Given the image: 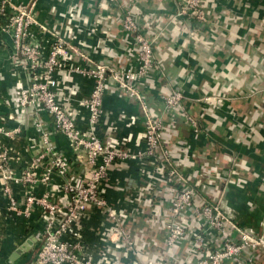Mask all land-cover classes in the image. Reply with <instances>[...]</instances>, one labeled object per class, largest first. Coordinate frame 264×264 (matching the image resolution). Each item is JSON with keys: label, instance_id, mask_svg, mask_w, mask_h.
<instances>
[{"label": "built area", "instance_id": "2783aa9c", "mask_svg": "<svg viewBox=\"0 0 264 264\" xmlns=\"http://www.w3.org/2000/svg\"><path fill=\"white\" fill-rule=\"evenodd\" d=\"M36 1L15 4L12 0H0V39L10 36V62L20 66L27 77L26 85L17 87L15 108L20 112L28 106L32 108L31 124L40 139L35 161L46 160L41 174L27 169L15 175L4 164V157H0L2 191L9 208L28 218L38 209L42 223L34 254L22 264H119L123 258L129 264H260L264 255V220L257 227L240 226L226 196L229 190L244 189L250 183L247 157H239L228 148L225 153L213 148L209 154L195 155L188 137L182 138L176 156L170 157L164 151L163 161L158 157L165 121L149 105L148 94L155 96L165 109L177 110L186 125L184 134L198 139L207 132L200 126L199 118L185 109L182 89L164 83V73L154 58V37L144 34L136 11L131 8L122 12L121 52L126 63L120 64L108 61L109 58L99 61L92 46L80 40L77 45L71 43L69 33L78 35L71 17L53 26L37 22ZM204 1L176 0L170 18L181 23L206 24L210 18ZM206 1L216 4V0ZM32 29L49 41L44 49L40 43H34ZM203 43L210 41L204 39ZM61 72L91 79L89 93L82 96L79 89H65L60 84ZM111 86L139 106L143 134L141 144L134 149L108 144L99 135L102 101L112 91ZM164 86L168 87L166 92L161 91ZM225 96L213 91L198 98L202 114L209 116L211 110L225 115L234 113ZM260 108L264 113V106ZM42 113L50 119L44 120ZM237 124L242 127V123ZM16 132L18 128L0 127V135L12 136ZM53 134L66 139L80 172H75L71 161L50 142ZM263 139L259 136V141ZM196 157L211 161V169L194 162ZM129 160L139 165L141 173L151 172L175 190L174 195L164 193L158 200L162 202L159 220L143 215L147 228L140 229L138 240L126 225L128 210L121 213L114 208L103 185L111 179L110 173L117 164ZM186 162L190 172L186 171ZM256 179L263 183L264 173ZM39 183H50V187L38 193L35 187ZM12 184L26 187L19 203L12 193ZM196 194L200 200H196ZM154 199L148 192L147 202L157 203ZM94 212L103 216L102 241L106 249L120 251V257L100 254L82 238V222ZM136 221L137 215L134 224ZM144 248L153 252V258ZM176 248H183V253L176 255Z\"/></svg>", "mask_w": 264, "mask_h": 264}, {"label": "crops", "instance_id": "0c3cea01", "mask_svg": "<svg viewBox=\"0 0 264 264\" xmlns=\"http://www.w3.org/2000/svg\"><path fill=\"white\" fill-rule=\"evenodd\" d=\"M28 1L12 0L15 4ZM104 1L37 0L34 16L37 22L48 26L63 23L66 17H71V24L77 27L78 33L77 36L69 33L71 43L77 45L80 40L82 44L92 46L94 56L99 61L109 58L108 61L113 63L125 64L126 59L121 52L122 12L131 8L136 11L144 34L154 37V58L164 73V83L182 89L185 109L199 118L200 126L207 132L206 135L198 136V139L184 134L186 125L177 110L165 109L155 96L148 94L149 105L165 121L158 157L163 161L161 153L164 151L170 157L176 156L179 143L185 137L190 140L192 153L197 152L195 155L209 154L213 148L225 153L228 148L239 157H247L251 167L248 173L251 176L250 183L244 189L229 190L226 196L236 218L247 226L257 227L258 222L264 220V182L256 179L258 174L264 173V139L259 141V136L264 138V113L260 108L264 106V0H216L215 5L205 0L203 5L210 21L202 25L172 20L170 14L176 0H107L108 5ZM139 7L142 9H137ZM35 29H32L33 41L40 43L44 49L49 41ZM204 39L210 43L205 45ZM0 40V127L19 130L12 136L0 135V157H4V164L15 175H21L27 169L41 174L46 160L35 161L40 139L31 124L33 110L29 106L24 112L15 108L17 87L26 85L27 77L20 66L10 62V36ZM60 84L68 90L79 89L83 96L89 93L92 81L61 72ZM109 89L112 91L105 94L102 101L99 135L108 144L134 149L141 144L143 134L139 106L115 92L113 86ZM167 90L168 87L164 86L161 91ZM213 91L226 95L227 104L234 113L225 115L224 112L211 110L209 116L202 114V105L197 99ZM41 117L50 119L46 113H42ZM237 122L242 123L241 128ZM50 142L71 156L72 150L62 135L53 134ZM193 161L211 169V161L200 160V157ZM188 164L186 162V171L190 172ZM73 167L75 172H80L78 164H73ZM1 175L0 171V264H22L33 256V247L12 261L9 256L35 228L41 226L39 210H34L29 218L11 210L2 191ZM110 178L103 184L106 195L118 211L123 213V210H128L126 225L131 227L138 240L140 229L147 228L143 215L159 220L162 217V202L158 200L164 193L174 195L175 190L160 177L152 176L151 172L141 173L139 165L132 160L117 164ZM22 186L11 185L18 203L26 188L22 189ZM49 187L50 183H39L35 191L39 193ZM148 192L154 195L157 203L147 202ZM195 197L200 200L197 194ZM104 228L103 216L94 212L82 222V238L100 254L103 252L110 257H120V251L106 249L107 245L102 241ZM144 250L149 251L148 248ZM173 251L181 255L183 248ZM150 255L153 258V252L149 251ZM125 260L120 259L119 264H129ZM260 264H264V255L261 256Z\"/></svg>", "mask_w": 264, "mask_h": 264}, {"label": "water", "instance_id": "95a60500", "mask_svg": "<svg viewBox=\"0 0 264 264\" xmlns=\"http://www.w3.org/2000/svg\"><path fill=\"white\" fill-rule=\"evenodd\" d=\"M25 3V2H23ZM56 150L60 153H62L67 159H69L71 161V164H78L76 159H75V156H74V153L72 152L71 153V156H68L66 155L62 150L58 149L57 147H55ZM72 158V159H71ZM237 222L240 226L246 228L247 225L243 224L240 220L237 219ZM41 227H42V223H41V226L39 228H35L31 234H29L25 241L23 243H21L15 251L12 252V254L9 256V260H14L16 259L21 253L25 252V251H28V250H31L32 247L34 246V244L36 243V237L38 236V233L41 231Z\"/></svg>", "mask_w": 264, "mask_h": 264}, {"label": "trees", "instance_id": "16d2710c", "mask_svg": "<svg viewBox=\"0 0 264 264\" xmlns=\"http://www.w3.org/2000/svg\"><path fill=\"white\" fill-rule=\"evenodd\" d=\"M259 110V109H258Z\"/></svg>", "mask_w": 264, "mask_h": 264}]
</instances>
